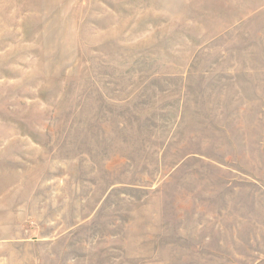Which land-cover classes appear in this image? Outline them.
<instances>
[{
  "label": "rangeland",
  "instance_id": "1",
  "mask_svg": "<svg viewBox=\"0 0 264 264\" xmlns=\"http://www.w3.org/2000/svg\"><path fill=\"white\" fill-rule=\"evenodd\" d=\"M0 264H264V0H0Z\"/></svg>",
  "mask_w": 264,
  "mask_h": 264
}]
</instances>
